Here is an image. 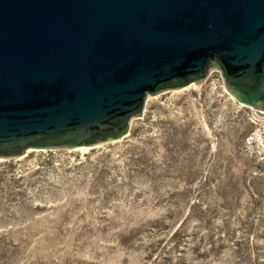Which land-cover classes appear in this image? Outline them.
<instances>
[{
  "label": "rangeland",
  "instance_id": "1",
  "mask_svg": "<svg viewBox=\"0 0 264 264\" xmlns=\"http://www.w3.org/2000/svg\"><path fill=\"white\" fill-rule=\"evenodd\" d=\"M0 264H264V110L211 69L118 138L0 157Z\"/></svg>",
  "mask_w": 264,
  "mask_h": 264
},
{
  "label": "water",
  "instance_id": "2",
  "mask_svg": "<svg viewBox=\"0 0 264 264\" xmlns=\"http://www.w3.org/2000/svg\"><path fill=\"white\" fill-rule=\"evenodd\" d=\"M211 69L264 110V0H0V157L118 138Z\"/></svg>",
  "mask_w": 264,
  "mask_h": 264
},
{
  "label": "flooded vegetation",
  "instance_id": "3",
  "mask_svg": "<svg viewBox=\"0 0 264 264\" xmlns=\"http://www.w3.org/2000/svg\"><path fill=\"white\" fill-rule=\"evenodd\" d=\"M260 101H261V102H260ZM262 101H263V100H259V101H257V102L262 103Z\"/></svg>",
  "mask_w": 264,
  "mask_h": 264
}]
</instances>
